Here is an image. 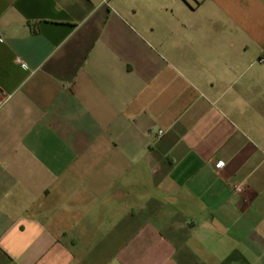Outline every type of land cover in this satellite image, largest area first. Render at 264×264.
<instances>
[{
    "label": "crops",
    "instance_id": "0c3cea01",
    "mask_svg": "<svg viewBox=\"0 0 264 264\" xmlns=\"http://www.w3.org/2000/svg\"><path fill=\"white\" fill-rule=\"evenodd\" d=\"M0 37V264H264V0H0Z\"/></svg>",
    "mask_w": 264,
    "mask_h": 264
},
{
    "label": "built area",
    "instance_id": "2783aa9c",
    "mask_svg": "<svg viewBox=\"0 0 264 264\" xmlns=\"http://www.w3.org/2000/svg\"><path fill=\"white\" fill-rule=\"evenodd\" d=\"M0 41H3V38L2 37H0ZM259 61L262 62V63H264V56H262L259 59ZM159 134L161 135V134H163V132L160 131ZM209 162L214 164V167H215L216 170H219V169H221L224 166V162L223 161H220V160L219 161L218 160L215 161L213 158H211L209 160ZM234 191L235 192H241L242 191V188L237 186V187L234 188Z\"/></svg>",
    "mask_w": 264,
    "mask_h": 264
}]
</instances>
